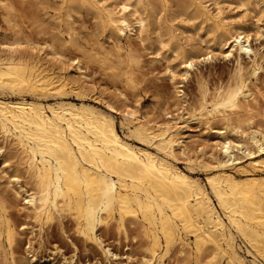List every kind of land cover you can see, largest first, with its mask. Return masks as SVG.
Here are the masks:
<instances>
[{
    "label": "bare ground",
    "instance_id": "bare-ground-1",
    "mask_svg": "<svg viewBox=\"0 0 264 264\" xmlns=\"http://www.w3.org/2000/svg\"><path fill=\"white\" fill-rule=\"evenodd\" d=\"M63 1L67 3L68 10L85 11L92 15L102 29L111 31L117 37H130L132 31L139 35L146 31L149 17L159 14L156 6L162 8L169 0H120L115 7L105 6L100 0ZM175 1L182 16L189 21L199 20L200 24H206L216 34L214 39L218 43L216 48L207 47L205 54L196 55L180 48L169 29L165 28L168 43L172 46L171 53L180 59L179 65L183 70L181 81L189 77L196 63L210 61L215 51L225 59L233 58L235 63L233 82L225 88H218V92L211 97L212 110L206 113L220 124L216 133L220 137L216 144L217 157L209 155L216 172L207 176L206 182L218 208L224 212L227 226L205 189L189 177L191 174L186 175L171 163L176 160V149L183 150L180 134L185 127L180 124L188 125L189 122L188 117H182L184 111L179 116H167V122L158 124L126 110L123 115L131 125L128 132L136 138V146L119 136L110 115L105 116L86 105L76 107L62 101L42 105L45 102L0 98V135L5 144L16 146L19 161L24 163L25 173L33 185L27 191L17 187V195L22 196L25 209H29L39 225L55 216L68 218L88 241L96 242L95 229L98 226L108 228L111 220L115 222V229L123 233L126 222L142 229L150 239L147 253L151 256L146 260V256L143 257L144 264H161V258L157 259L155 254L159 246L158 234L163 239L165 252L178 240L181 247L178 253L186 256L185 240L179 235L181 231L192 238L189 241L196 255H205L200 264H221V261L223 264H264V180L258 181L252 176L243 180L235 177V172L237 176L246 172L237 166L241 159H247L248 168L253 170L264 166V112L255 115L250 108L256 104L257 96L264 102V92L255 85L248 86L249 78L255 77L257 71L264 73V66L256 62L258 54L250 47L249 35L240 26L229 24L221 11L212 13L207 6L194 0ZM249 1L241 0V7H247ZM214 3L213 6L218 5V0ZM256 3L264 4V0H255ZM18 39L6 44L3 52L6 56L0 57V91L27 87L61 97L66 88L75 89L74 79H66L64 74H56L48 68L30 66L18 57L21 51L17 48L23 44ZM49 55L61 66L65 62V57L52 47ZM244 57L251 64L247 71L242 62ZM131 59L134 57L129 55ZM67 62L81 79L86 78L76 56ZM112 66L108 69L115 70ZM166 75L176 98L181 100L183 91L180 88L183 86L176 81L177 73L167 68ZM112 76L117 77V74ZM197 85L200 101L208 102L206 95L210 90L203 88L201 83ZM182 104L186 109L185 101ZM106 108L114 110L108 103ZM185 115L189 113L186 111ZM4 149L0 147L1 157ZM3 158L0 169L5 168ZM17 181L13 179L11 185H17ZM18 234L20 232L17 233L9 219L0 214V244L3 239L11 254L13 246L18 243ZM236 240L245 246L246 253L252 257L250 261L240 255L241 248ZM33 257L31 260L11 257V262L29 264L34 261ZM195 264L199 262L195 261Z\"/></svg>",
    "mask_w": 264,
    "mask_h": 264
},
{
    "label": "rangeland",
    "instance_id": "rangeland-1",
    "mask_svg": "<svg viewBox=\"0 0 264 264\" xmlns=\"http://www.w3.org/2000/svg\"><path fill=\"white\" fill-rule=\"evenodd\" d=\"M194 1L207 6V9L212 13L217 10L221 11L229 24L231 23L234 27L240 26L242 31L249 35L251 49L253 48L252 50L258 54L256 62L258 61V64L264 66V4H255V0H251L248 6L243 8L240 5L241 0H218L216 6H213L215 5L214 0ZM100 2L105 6L115 7L120 0H100ZM161 7L160 5L156 6L158 15L149 17V28L147 27L146 31L140 35L136 31H132L130 37H117L111 31L102 29L99 26V21L89 13L68 10L67 3L63 0H0V46H2L0 47V52H2L0 57L6 56V53H3L6 50L5 45L19 38L18 40L23 44L17 48L22 52L17 54L18 57L30 66L48 68L56 74H64L66 79H74L73 88L76 89L72 92L66 88L61 93V97H58L52 92L42 93L38 90L31 89V91L30 88L21 87L13 91H0V98L12 101L23 99L27 102L41 104L45 102L42 105H52L57 101L76 107L81 104L86 105L105 116L110 115L119 136L131 145L137 144L136 146H138L136 138L128 132L131 125L124 117L126 110L134 112L137 116H145L147 120L158 124L167 122V116L174 117L184 111L182 117H188L187 120L190 124L189 122L188 125L187 123L180 124L185 127L180 134L183 146L181 149L183 150L176 149V160L171 163L186 175L191 174L189 177L205 189L218 215L227 226L224 212L218 208L206 182V177L216 172L215 165L209 159V155L217 157L216 144L220 141V137L216 135L220 124L211 116L208 117L207 114L212 110L211 97L218 92V88H225L233 82L235 63L233 58L225 59L218 54V51H215L216 54H212L213 57L210 61L196 63L189 77L185 81H181L180 75L183 70L179 65L180 59L171 53L172 46L168 43V36L164 32L165 28L169 29L180 48L190 50L200 56L207 52V47L216 48L215 45L218 44L214 39L216 34L211 32L206 24H200L199 20L189 21L185 16H182L175 0H169L166 6ZM130 20L132 21V19ZM119 38L121 39L119 40ZM51 47L65 57L62 66L55 63L54 59L50 57ZM129 55H132L134 59L129 60ZM75 56L81 62L80 66L85 79H81L78 72L67 62ZM243 61L245 63L244 70L247 71L251 64L246 57L242 59ZM110 66L115 67V70L108 69ZM167 68H171L177 73L176 81L183 86L180 88L183 91L181 100H178L174 94V88L166 75ZM112 74H117V77H113ZM262 78H264V73L257 71L255 77L249 78L248 86L251 88V85H255L260 89L259 91L264 92ZM199 83L207 91L210 90L209 94L207 92L208 96L206 95L207 104L200 101L197 85ZM82 92L85 93L82 94ZM182 101H185L186 109L183 108L185 105L182 104ZM106 103L114 110L107 109ZM261 103L264 102H261L257 96L256 104L250 107L254 114L259 115L264 112V107H262L264 104L261 105ZM186 111L189 113L187 116L185 115ZM8 146L0 135V147L5 148L2 157L0 156V167L3 157L5 161V168L0 169V214L9 219L20 235L18 234V241L16 240L18 246L16 243L17 247L13 246V254L2 239L0 264H12L11 257L31 260L33 256L34 261L29 264H144L143 257H147L144 258L145 260L151 258L147 253L150 239L146 234L144 235L142 229L131 226L127 222L124 233L115 229V222L112 220L109 222L108 228L98 226L94 231L96 242L85 240L68 218L60 219L55 216L51 221L42 225L35 222L29 209H25L22 196L17 195V187H20L21 190H30L33 188L32 182L25 173L24 163L19 161L16 146ZM248 163L247 159L239 161L237 166L242 167L246 172L238 176L235 172L236 179L243 180L252 176L258 181L264 180V166L253 170L248 168ZM13 179L18 180L17 185L15 183H12L13 186L11 185ZM39 232L41 233L38 234ZM179 235L185 240L187 251L184 252L186 255L184 257L178 253L181 248L178 245V240L169 245L165 252L163 239L158 234L160 237L158 239L159 246L155 254L157 259L161 258V264H187L186 262L195 264V261L200 264L203 262L205 255H196L192 250L189 241L192 239L190 235L182 231L179 232ZM236 243L241 248L240 255L246 261H250L252 257L246 253L245 246L239 240H236Z\"/></svg>",
    "mask_w": 264,
    "mask_h": 264
}]
</instances>
